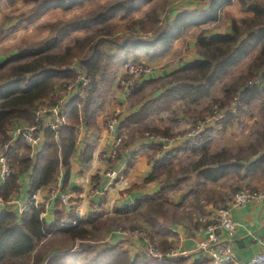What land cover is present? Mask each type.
I'll list each match as a JSON object with an SVG mask.
<instances>
[{"label":"crops","instance_id":"obj_1","mask_svg":"<svg viewBox=\"0 0 264 264\" xmlns=\"http://www.w3.org/2000/svg\"><path fill=\"white\" fill-rule=\"evenodd\" d=\"M94 1L103 3L109 0H92ZM131 1H140V7L130 3V6H134L129 12L132 15H122L119 10L111 18V23H118V26L114 23L117 27L113 35L89 36L95 38L102 49L107 42L111 50L108 47L105 50L115 54L119 51V45L114 41H136L135 36L138 35H141L140 40L146 38L153 41L159 36H156L155 28L142 29L141 24L135 23L136 19L133 20L132 16L134 14L136 18L143 19L151 6L164 7L165 3L158 0ZM64 2L61 0L50 5L59 10L72 9L73 5L66 7L68 4ZM84 2L85 0H80V7L85 6ZM250 4L246 0H171L168 9H157L159 23L156 24V30L160 25L171 27L168 31V45L165 43L168 49L153 45L143 47L133 43L124 50L122 63L125 59H133L152 65L154 71L143 78L140 91L130 98L122 87L114 85L111 95L102 98L104 106L97 117L98 128L88 129L85 124L80 127L69 179L65 181L66 170L62 168L56 181L61 184L60 193L68 197V202L64 204L58 198L49 207H45L43 216L47 222L54 221L58 201H61L60 207L65 209L67 216L74 214L78 218H88L97 212L108 217L128 206L131 207L127 211H137L144 204L136 207L139 200L158 193L163 185H172L173 189L165 198L151 202L157 201L158 207L166 204L173 207V217H156L146 228L151 233V239L160 242L164 247L172 244L191 248L203 236V227L215 221L218 209L226 207L235 192L245 187L264 188V100L260 97L241 108L238 107L230 118L211 120L208 125L210 134L200 142L186 144L183 139L171 141L161 157L170 151L183 149L174 158L172 176H164L144 184L154 167L150 157L159 143L145 137L142 132L148 128L184 130L195 122L199 113L213 100L224 95L223 84L232 76L246 72L256 56L257 51H254L234 66L230 71L232 76L218 82L211 89L210 95L198 103L192 104L178 98L176 94L175 97L165 96L167 90L183 82L181 79L172 82L173 76H198L196 70L191 69V65L200 58V37L208 38L214 34L231 32L235 22L241 23L243 18L254 15L248 8ZM48 11L42 14L43 17ZM121 12L126 13L124 10ZM163 80L167 82L159 86ZM147 90L151 93H146ZM110 114L119 117L117 132L106 129V120ZM28 125L26 122L16 121L11 131L18 132ZM118 135L123 137V141L117 159H112L109 154ZM44 142V132L39 130L35 143L31 145L34 154L43 148ZM87 145L93 146V152L86 162L84 151ZM185 157L188 163L183 162ZM113 172L114 176L111 175ZM20 183L22 188L13 195L14 202L4 209L20 213L19 208L29 202V172L20 177ZM2 184L0 181V187ZM50 186L43 187L36 193L39 203L47 199ZM231 214L238 221L233 246L242 260L262 252L264 202H248L233 208ZM104 238L105 242L129 251L131 256H135L144 244V241L127 237L117 230L104 233ZM203 262L200 255L193 254L183 259L182 264Z\"/></svg>","mask_w":264,"mask_h":264},{"label":"trees","instance_id":"obj_2","mask_svg":"<svg viewBox=\"0 0 264 264\" xmlns=\"http://www.w3.org/2000/svg\"><path fill=\"white\" fill-rule=\"evenodd\" d=\"M72 1L75 0H70ZM128 2L120 0L101 6L92 17L80 23L56 24L63 26L56 30V37L48 39L42 45L12 55L14 60L31 57L29 63L13 65L0 76L3 80L0 83V134L3 140L0 141L3 143L11 140L8 127L15 121L35 125L41 106L62 104L56 93L57 85L62 88L70 84L76 86L75 94L66 102L63 123L56 130L43 129L45 142L40 151L34 154L32 147L26 144L23 137H19L9 149V166L12 172L0 187V197L5 202L13 201V195L19 193L22 188L20 177L29 172V202L21 213L0 209V264H173L152 261L141 255L131 257L126 250L118 246L103 247L93 257L89 256L87 249L56 251L49 239L54 233L63 232L71 241L83 243L94 240L97 233L110 228V219L97 212L88 218H78L74 214L67 216L65 209L60 207L61 201H58L55 219L49 223L43 216L45 206L36 205L33 200L41 188L57 181L62 168L66 170L65 181H68L80 127L85 124L88 129L98 128L97 117L104 106L102 95L99 93L100 85L103 82L112 84L116 80L121 61L124 59V50L133 43L143 47L153 45L168 49L166 45L171 27L160 25L157 30L163 31L153 41H114L119 45V51L115 54L103 50L95 38L89 37H77L75 42L63 51H50L59 45L61 34L80 28V25L103 26L98 28L97 35H111L114 27L109 25L108 21L119 10L131 12L134 6L126 5ZM71 4L73 3H68L66 7ZM248 8L254 15L243 18L241 23L235 22L231 32L214 34L208 38L200 37V58L191 65V69H195L198 76H173L172 82L180 79L183 82L167 90L166 97L178 95V98L188 100L192 104L200 102L210 95L211 89L218 82L228 76L234 66L257 51L247 71L225 82L224 95L213 100L206 111L211 113L212 117L214 111L224 110L225 118H230L233 115L230 106L235 99L240 98L244 104H249L256 97L264 100V5L258 1L251 3ZM156 20L157 18H154V21ZM156 23H159V20ZM80 75L85 78V82L81 84ZM199 116L204 117L202 112ZM151 131L159 133L155 129ZM163 150L164 147L160 145L154 148V154L150 157L154 167L144 184L159 180L164 175L172 176L174 158L183 149L170 151L164 157L158 158L157 153ZM92 152L93 146L87 145L84 161L87 162L92 157ZM172 189V185H163L158 193L139 200L136 207L143 202L163 199ZM128 207L123 209L127 211ZM182 263L183 260L176 264Z\"/></svg>","mask_w":264,"mask_h":264},{"label":"rangeland","instance_id":"obj_3","mask_svg":"<svg viewBox=\"0 0 264 264\" xmlns=\"http://www.w3.org/2000/svg\"><path fill=\"white\" fill-rule=\"evenodd\" d=\"M116 1H120V0H109L108 2H103V3H98L96 1L92 2V0H85L86 2V3L84 2L85 6L80 7V2H78V0H75L74 2L73 1L70 2V0H66L64 2L66 3V5L68 3H73L71 4L73 5L72 9L59 10V9L52 8L51 5L57 2H61V0L60 1L59 0H1L0 1V76L9 67L13 65H17L19 63H29L32 60L31 57L22 58L21 60H14L12 58L14 56L12 55H16L17 53L23 50H26V49L28 50L32 49V47H37L39 45H42L48 39L56 37L58 35V31L56 30L61 29L63 27L62 25H56V24L62 23V22L76 24L84 20H88L90 17L93 16L94 12L99 10L101 6H105L109 3H114ZM125 1H129L128 3H126V5L132 3L135 6H139L141 4L140 1L138 2L136 1L134 3L131 0H125ZM158 1L164 2L165 6L164 7H157L156 5L151 6V8H149L144 14L143 19L136 18L134 14L132 16L133 20L136 19L135 23L139 22L141 24L142 29L155 28V31H157L156 36H158L160 32L163 31V29H160L159 31L156 30V24H157L156 22L158 20L157 9L159 8L160 11L168 9L167 6L169 5V1L171 0H158ZM246 1L249 3L259 1L261 4L263 3L264 5V0H246ZM45 11H48V12L43 17L42 14H44ZM120 13L122 15L125 14L126 16L131 14L129 12L128 13L121 12V10H120ZM132 18H130L129 21H131ZM154 18L155 19L157 18V20L154 21ZM111 20L112 19H110L108 23L109 25L114 27V30H115V28L118 26V23L114 22L115 25H117L115 27L114 23H111ZM162 26H166V25H162ZM95 27L80 25V28H76L74 30L71 29L70 31H67L61 34L59 37L61 39L59 45H57V47L55 48H52L50 51L51 52L63 51L69 44H72L73 42H75V39L77 37H80V38L89 37V36L95 37L97 35V30H98ZM113 32L111 35H113ZM106 36H110V35H106ZM140 36L139 35L135 36V40L136 39L140 40ZM144 39L146 40V38ZM110 43H113V42H110ZM107 47L109 48V44L105 42L103 45V50L108 49ZM109 49L111 50V47ZM126 61L140 62V61H136L133 59H125L123 63L121 61L116 80L112 84L103 82L100 85L99 93L102 95V98L104 97L106 98L111 95L112 87L114 85H118L120 88L122 87V90L128 94L129 98L137 95V93L140 91V88H141L140 84L142 83L143 78L146 76L134 77L132 75H129L127 71H125L124 69V63ZM145 64L148 65L147 63ZM148 66L152 68V72L150 73L152 74L154 71V67L152 65H148ZM230 75L231 74L229 73L228 74L229 78L232 76ZM233 77L235 76H232V78ZM1 82H3V80H1L0 78V83ZM130 82H132V85H130ZM166 82L167 80L166 81L163 80L162 82H160L159 86L164 85ZM148 87L151 88V86H148ZM128 91H130V93ZM147 91L146 93H151L150 91L148 92ZM56 93L59 95V99H61L62 101L65 99V97L68 96L66 92V88H62L59 85H57L56 87ZM243 105H247V104H244L240 98H237L233 101L232 106L230 107L235 108L234 110L235 112L238 107L241 108ZM206 109L201 111L202 116L204 115L203 118L199 116L201 113L200 112L195 122L190 124L184 130L171 131V129L156 128L155 130H158L159 133H153L151 131L153 130V128H148V129H145L144 133L142 132V134H144L145 137L150 138L151 136H153L154 138H159V139H162V138H165L166 140L169 139V141L176 140V138L180 139V137L181 139H183L184 136H187L188 134H193L200 125H202L205 122L213 120L214 118H216L214 117L215 115L218 117V115H220L224 111V110H221V111H218V113L214 111V116L212 115L211 117V113L206 111ZM111 115H115V114H110L109 116ZM224 119H225V116L220 120H224ZM12 125L13 124H11V126L8 127V132H9L8 135L11 137V140L15 139L16 141L18 139L17 137L19 134L17 132H14L15 130L11 131ZM209 131H210V127L208 126L207 130L204 133H201L199 137H196V140L183 139V141L186 144L200 142L204 140V138H207L209 136L210 134ZM0 140H3V136L1 134H0ZM0 144H3L2 141H0ZM165 149L166 148H164L162 152L163 153L162 156L164 155ZM183 162L188 163V159L185 157ZM164 176H168V175H164ZM170 180L171 179H169V181ZM56 184L58 183L55 182L51 184L50 189L55 187ZM245 188H252V187H245ZM245 188H242V189H245ZM255 189H263V188H255ZM12 203L13 202L8 203L7 204L8 206L6 208L10 207ZM39 204H43L45 206V201ZM25 206L26 205L19 208L20 213L21 211H23ZM0 209H4V208H0ZM173 215H174L173 207L167 206V204L164 205V207L163 205L158 207L157 201L151 202V203L147 202V203L142 204V206H140L137 211L130 212V211H125L123 208H121L118 211V213L105 217L106 219H110L112 226L106 230H103L102 232L97 233L94 240H89L83 243L82 241L80 242L71 241L69 236L63 232H56L52 236H50L49 239H50V242L53 243L54 250L56 251L72 250V249H87L89 252L88 253L89 256L93 257L99 249L103 247L113 246L109 244L108 242H105L106 240L104 238V233L106 234L108 231L110 232L112 230L113 231L117 230L121 232H123L124 230H130V231L138 230L141 233L142 232L145 233L144 234L145 237H147V239L151 241L153 244H155L158 248L162 250H168L176 246L172 244L167 247L162 246L160 242L156 241L155 239L154 240L151 239V233L146 227H148L147 224L153 222L156 219V217L157 219L158 218L166 219V218L173 217ZM141 249H142V246L135 256L141 255L142 257L146 258L140 252ZM127 252L131 254L129 251ZM135 256H131V257H135ZM181 260L183 259H180L177 261L168 259L164 262H172L173 264H176L177 262ZM160 263H163V262H160Z\"/></svg>","mask_w":264,"mask_h":264},{"label":"built area","instance_id":"obj_4","mask_svg":"<svg viewBox=\"0 0 264 264\" xmlns=\"http://www.w3.org/2000/svg\"><path fill=\"white\" fill-rule=\"evenodd\" d=\"M124 69L129 75L134 77L147 76L152 72V68L144 62L126 61L124 63ZM80 77L85 81L83 76L80 75ZM130 85H132V82H130ZM75 91L76 86L73 84L66 87V92L69 97L73 96ZM128 92L130 93V91ZM68 96L65 97L61 105L45 104L41 106L36 115V124L32 126L28 125L19 130L17 132L19 134L17 138L23 137L27 145H33L36 141V132L38 130L46 128L56 130L63 123L65 105L67 102L65 100L68 99ZM230 110L234 112L235 108H231ZM216 112L218 113V111ZM225 114L226 111H223L218 117L216 115L214 117L220 120ZM210 122L211 121L203 123L193 134H188L184 136L183 139L196 140V137H199L201 133L207 130ZM119 125L120 120L117 116L111 115L107 117L105 126L108 131L117 132ZM150 138L157 141L159 145H162L164 148H167L171 142L169 139L166 140L165 138L159 139L153 136ZM122 141L123 137L118 135L115 140V145L109 154V158L117 159ZM14 143L15 139L8 143L0 144V181L3 183L12 172L9 166V149ZM162 152L163 151L158 152L156 156L160 158L163 154ZM111 175L114 176L115 173L113 172ZM61 188V184H56L55 187L49 190L47 199L45 200V207H49L51 202L58 198H61L64 204L68 202V197L61 195ZM33 200L36 205L39 204L36 200V195ZM251 201L264 202V188H245L235 192L229 200V204L226 207L218 209L215 221L203 227V236L200 237L191 248L176 246L168 250H162L149 241L143 232L141 233L138 230H124L123 232H119L135 240L144 241L140 252L143 256L152 261L164 262L168 259L177 261L188 258L193 254H198L204 259L203 264H264V250L247 260H242L233 246V239L237 232L238 221L232 216L231 211L233 208L240 207ZM11 202H14V200ZM11 202H5L0 197V208H6L8 206L7 204Z\"/></svg>","mask_w":264,"mask_h":264},{"label":"water","instance_id":"obj_5","mask_svg":"<svg viewBox=\"0 0 264 264\" xmlns=\"http://www.w3.org/2000/svg\"><path fill=\"white\" fill-rule=\"evenodd\" d=\"M83 81H84V80H81V81L79 82V84L83 83Z\"/></svg>","mask_w":264,"mask_h":264}]
</instances>
